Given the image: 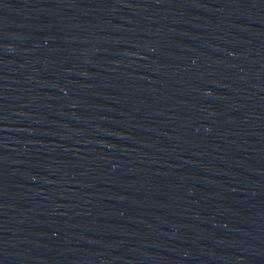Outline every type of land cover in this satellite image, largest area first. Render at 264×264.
Instances as JSON below:
<instances>
[{
	"label": "water",
	"instance_id": "obj_1",
	"mask_svg": "<svg viewBox=\"0 0 264 264\" xmlns=\"http://www.w3.org/2000/svg\"><path fill=\"white\" fill-rule=\"evenodd\" d=\"M0 264H264V0H0Z\"/></svg>",
	"mask_w": 264,
	"mask_h": 264
}]
</instances>
